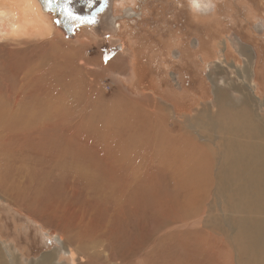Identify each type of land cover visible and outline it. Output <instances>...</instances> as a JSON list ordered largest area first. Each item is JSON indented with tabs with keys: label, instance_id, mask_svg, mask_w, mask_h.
I'll return each mask as SVG.
<instances>
[{
	"label": "rangeland",
	"instance_id": "rangeland-1",
	"mask_svg": "<svg viewBox=\"0 0 264 264\" xmlns=\"http://www.w3.org/2000/svg\"><path fill=\"white\" fill-rule=\"evenodd\" d=\"M212 1V9L202 13L193 12L189 0H114L113 33L99 37L76 28L73 38L40 7L59 36L56 41L31 40L25 47L0 39V64L17 69L21 56L7 50L21 49L23 62L39 74L32 79L0 74V115H6L0 117L1 263L37 264L53 253L56 264H216L220 237L234 254L231 232L244 215L235 213L228 181L220 178L213 187L191 181L183 191L176 178L179 167L151 156L152 139L142 142L124 131L115 139L106 136L123 122L114 121L108 131L106 115L151 97L165 105L175 129L181 126L191 135L198 130L213 140L216 131L209 120L217 119L210 117L217 110V90L242 106V118L253 131L264 132V0ZM41 61L45 66L35 67ZM69 78L76 93L73 105H47L49 80ZM9 91L23 98L20 105L7 99ZM202 113L205 123L197 121ZM11 122L19 129L9 130ZM36 122L46 129L29 144L20 127L32 129ZM214 143L209 144L218 150L220 165L224 156ZM68 247L76 250L77 260Z\"/></svg>",
	"mask_w": 264,
	"mask_h": 264
},
{
	"label": "bare ground",
	"instance_id": "bare-ground-1",
	"mask_svg": "<svg viewBox=\"0 0 264 264\" xmlns=\"http://www.w3.org/2000/svg\"><path fill=\"white\" fill-rule=\"evenodd\" d=\"M200 2L203 4L210 5L209 7L201 10L202 12L212 9L211 0L210 1L200 0ZM6 5L8 6V8L5 7ZM40 7H41V4L39 6L35 0H0V39L1 40L2 39L13 40L17 42L16 44L19 43V45H23L25 47H27L28 43L31 40L40 43V41L42 40L53 37L55 38L54 41H56L59 36L54 35V30L51 26V23L49 19L46 18V15H45L46 12L43 13L44 11L42 10L43 11L42 12L41 11L42 7L41 9ZM52 42L53 41H51V43ZM54 44H56V42ZM116 48L121 50L124 47L122 45H117ZM28 49H31L34 51L32 47H29ZM3 51L4 50L0 51V53L1 52L3 53ZM7 51L11 55L16 54L18 55L17 57L21 56L19 57L21 58V60L19 59L17 63V69L15 70L11 69L12 71H9L10 69L8 70L5 64H0V74L2 76L10 75V74H12L11 76L24 75L25 76L24 79L26 78L29 79L31 78L32 75H34V77H39L38 73L34 74V72L30 69L34 67V65L33 66L27 65L25 62H23L25 51H22L21 49H18V50L10 49ZM42 61L40 63L38 62V64L35 67L41 68L42 66H45L42 64ZM82 65L84 66L85 64L81 62V66ZM58 73H61V72L59 71ZM52 80L53 82L55 81L58 86H55ZM52 80H49V82L52 83L53 86L52 87L48 86L50 88L49 89L47 88L48 91L51 92L52 94L47 93L48 91H46V95H45L46 99L51 96L49 100L47 101V105L49 103H50V106L56 105L57 107L55 108L65 107V106L69 107L70 105H73V102H74L73 99L76 97L75 95L76 93H74L75 90H73V88H71L68 85L71 78L66 79V80H61V81L59 79H52ZM27 81L29 83V80ZM22 83L25 84V81H23ZM61 83L63 84V87L61 86ZM55 87L59 88L57 89V92H53V89H56ZM38 90H40V88ZM35 94H38L37 96L38 98H37V102L35 106L36 109L34 110H36V112L38 113L37 110H41L42 103H41L39 92L37 91V93ZM226 95L227 93L225 92L222 93L218 90H217V93L215 94L216 96L215 106L217 107V110L216 112H212L213 115H211L210 117L212 118L213 116L217 115V119L215 120L214 118V120H209L211 124L212 122H214L213 125L215 126V131H216L215 136H214L215 139L213 140L212 139L207 140L204 136L201 135L200 131L198 130L197 131L193 130L194 133H192L193 135H191L189 133V130H185L184 128L182 129L181 126L177 125L178 128L175 129V125H176L175 123L169 124L170 123L169 116L165 113L166 112L165 111L166 108L164 107L165 105L164 104H163L164 106L160 105L155 99L151 97H150V100H148L147 98L145 99V100H148V103L142 102V101H135L136 104L132 102V104L129 106H127L125 103L123 105L121 104L118 106L120 107V109L117 110V113H109L108 115H106L105 119L108 122V126L106 127L107 129L111 126V123H113L112 125L115 124L114 121H117V120L123 121L121 125H116L114 129L111 130L110 128L111 130L110 135H107L108 132L106 131V136H107V140L115 139L117 137L118 132L124 131L125 137H131L132 134H134L136 135L137 140H141L142 142L144 140H147L148 138L152 139L151 141H153V144H152L151 156L159 158V160L161 159L167 160L168 161L167 163H169L171 166L179 167L178 170L181 174H177L176 178L178 180V184L181 187V190L183 191L185 190L186 192L189 191V185L191 181L192 183L194 182L196 185L199 184V185H205V186H211V187L215 185L217 186V184L219 183L218 179L220 178L228 181L231 188L232 189L234 188V204H235L234 207L237 208L235 213L237 214L238 211H241L244 216H241V217L239 216L238 218H236L240 221L239 223L240 226L238 229H234L233 227V231L231 232L234 254L228 250L229 243H227L224 240V238L220 237L219 238L220 241L218 245V249L220 253H219L217 261L215 259L214 263L216 264H228V263L229 264H264V142H262L263 140L262 137L264 135V132H262L259 129H256L255 131H253L252 127L249 126L248 121L242 118V114L244 112L242 109V106L237 108V106L233 105L235 102L231 100L230 97H227ZM7 96H8L7 99H9V101L12 102L14 107L17 105H20V102L23 100V98L21 100L20 95H13L10 93V91ZM42 98H44V96ZM32 100L34 101V99ZM137 103L139 105H137ZM44 104L46 103L44 102ZM4 106L6 105L4 104ZM130 107H134L136 111L133 110L134 111L133 112L132 109H130ZM45 109H42V110H45ZM122 109H124V111ZM45 113H46V110H45ZM1 115L4 116V118L6 116L3 114ZM24 116L26 115L24 114ZM15 119L18 120V117ZM31 119L29 118V120ZM205 119H206L205 115L204 113H202L199 116L197 121L200 120L199 122L205 123ZM26 120L27 119L25 118V121ZM35 121L37 120L34 119L33 123H35ZM37 124L38 122H36V125L34 128L30 126L32 129H28L27 127H20L24 129L20 131L21 135L26 137L29 144L31 143V141L40 140L41 139L40 137L43 136L44 134L43 130L46 128L45 127L43 128L41 125L37 126ZM19 126H20L19 123L11 122L8 124V129L10 128L9 130H12V129L18 130ZM2 127L5 128L6 125ZM116 127H122L123 129L117 130ZM110 130L108 129V131ZM158 137L161 139H159ZM196 137H198L200 140ZM244 138L245 140H242ZM4 139L12 140L13 137L5 136ZM255 139H259L260 141L253 142ZM214 140H215L214 144H217L218 146L221 145V148H220L221 150L219 149L220 151L218 152L219 153L218 155L224 156L219 161V163H222L220 165H218V157H216L217 156L216 152L218 150L216 151V149H213V147H211V145L209 144L210 142ZM218 148L219 147H217V149ZM133 151L134 150H132V152ZM158 164L160 165V163ZM191 188L192 190L195 189L193 187ZM197 191H195V193H196V196H198V198L196 197L195 200H198L200 198L199 190ZM208 191L209 190H207V193ZM204 195L206 196V194ZM229 203H232V202H229ZM229 203L227 202V204ZM199 207L200 206H198V208ZM228 210H225V211H228ZM62 241L64 242L63 239ZM67 249L72 259L77 260V257L79 255L77 256V254L75 253L76 250H73L71 247H68ZM222 250L223 252H221ZM227 250L229 252L228 260L224 257L225 252ZM52 254L45 255L44 257L41 258V260L37 264H56L55 263L56 255H52ZM222 255L224 259L221 258L223 260H220V257H222ZM75 262H73V264ZM0 264H4V263H1L0 261ZM11 264H15L13 260L11 261Z\"/></svg>",
	"mask_w": 264,
	"mask_h": 264
},
{
	"label": "water",
	"instance_id": "water-1",
	"mask_svg": "<svg viewBox=\"0 0 264 264\" xmlns=\"http://www.w3.org/2000/svg\"><path fill=\"white\" fill-rule=\"evenodd\" d=\"M42 10L51 13L57 27L73 38L76 28H85L96 36L116 30L112 22L114 0H38ZM78 17L79 19L75 18Z\"/></svg>",
	"mask_w": 264,
	"mask_h": 264
},
{
	"label": "clouds",
	"instance_id": "clouds-1",
	"mask_svg": "<svg viewBox=\"0 0 264 264\" xmlns=\"http://www.w3.org/2000/svg\"><path fill=\"white\" fill-rule=\"evenodd\" d=\"M208 4H203L200 0H189V7L193 10V12H199L204 8L209 7Z\"/></svg>",
	"mask_w": 264,
	"mask_h": 264
},
{
	"label": "flooded vegetation",
	"instance_id": "flooded-vegetation-1",
	"mask_svg": "<svg viewBox=\"0 0 264 264\" xmlns=\"http://www.w3.org/2000/svg\"><path fill=\"white\" fill-rule=\"evenodd\" d=\"M211 2H212V7H213L214 2H213L212 0H211ZM210 10H211V9H210ZM210 10H207L206 12H208V11H210ZM203 12H205V11H203ZM203 12H202V13H203ZM206 12H205V13H206ZM114 24H115V23H114Z\"/></svg>",
	"mask_w": 264,
	"mask_h": 264
},
{
	"label": "snow or ice",
	"instance_id": "snow-or-ice-1",
	"mask_svg": "<svg viewBox=\"0 0 264 264\" xmlns=\"http://www.w3.org/2000/svg\"><path fill=\"white\" fill-rule=\"evenodd\" d=\"M75 18L79 19L78 17H75Z\"/></svg>",
	"mask_w": 264,
	"mask_h": 264
}]
</instances>
